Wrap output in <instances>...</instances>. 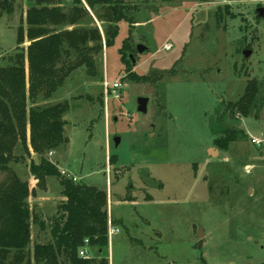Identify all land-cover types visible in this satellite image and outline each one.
<instances>
[{"label":"rangeland","instance_id":"obj_1","mask_svg":"<svg viewBox=\"0 0 264 264\" xmlns=\"http://www.w3.org/2000/svg\"><path fill=\"white\" fill-rule=\"evenodd\" d=\"M127 1L139 8L137 22L121 21L115 42L104 44L101 78L79 68L51 100L70 102L69 143L49 156L77 181L107 190L116 229L104 250L109 264H264V0ZM14 5L0 12V64L15 52L29 2ZM105 78L124 85L108 101ZM250 79L259 82L258 106L252 116L232 115L227 103ZM140 96L150 98L146 113ZM231 126L246 136L219 146L215 138ZM14 167L28 176L26 164ZM32 185L35 195L61 191L56 177ZM41 201L30 196L47 218L60 199ZM47 235L33 223L31 247ZM92 255L101 256L94 247Z\"/></svg>","mask_w":264,"mask_h":264},{"label":"trees","instance_id":"obj_2","mask_svg":"<svg viewBox=\"0 0 264 264\" xmlns=\"http://www.w3.org/2000/svg\"><path fill=\"white\" fill-rule=\"evenodd\" d=\"M28 2L15 52L8 55L7 64H0V264H109L104 253L109 246L108 192L64 175L49 156L69 143L64 115L70 102L51 100L79 68L101 78L99 54L104 44L108 48L115 42L121 21L130 26L137 22L139 8L127 0ZM14 9V0H0V12ZM129 39L128 35L120 48L124 58ZM259 90L258 80L250 79L242 97L228 102L227 110L252 116ZM100 101L104 102L103 94ZM221 130L215 138L219 146L246 136L232 126ZM17 164L28 166L27 177L16 171ZM31 176L38 185L56 177L66 197L47 218L30 204V196L36 194L35 187L30 188ZM33 223L48 227V237L31 247ZM93 247L100 257L92 255ZM81 249L91 256L80 255Z\"/></svg>","mask_w":264,"mask_h":264},{"label":"built area","instance_id":"obj_3","mask_svg":"<svg viewBox=\"0 0 264 264\" xmlns=\"http://www.w3.org/2000/svg\"><path fill=\"white\" fill-rule=\"evenodd\" d=\"M123 86H124L123 82H121L120 78H116V79H114L112 81H109L108 79L105 78L104 81H103V87H104L106 100H107V97H108L109 90H111L112 92H115L116 93L115 96H119L118 90H120ZM253 141L257 142V143L260 142L256 137H253ZM62 173L66 174L65 171H62ZM66 175L69 176V177H72L73 179L76 180V177L70 175V173H68ZM37 180L38 179H36V181ZM115 232H116L115 226L113 225L111 217L109 216V225H108L109 240L112 239V237L115 234ZM80 255H82L84 257H90L91 256L86 249H81L80 250Z\"/></svg>","mask_w":264,"mask_h":264},{"label":"water","instance_id":"obj_4","mask_svg":"<svg viewBox=\"0 0 264 264\" xmlns=\"http://www.w3.org/2000/svg\"><path fill=\"white\" fill-rule=\"evenodd\" d=\"M258 12H259V15L262 16L264 14V7L258 8ZM137 48L139 49L140 52H143L146 49V45L144 46L143 44H138ZM249 53H250V50H246L244 52L245 56H248ZM129 57L131 58L132 62L135 63L136 58H135L134 54L131 53ZM149 100H150V98L148 96L138 97V108L143 113L147 112ZM66 117H67V115L64 116V119H66ZM114 140H115V144L118 145L119 142L121 141V136H115ZM209 152L214 156L216 153L219 152V149L216 147H212L209 149ZM201 230H202V227H200L199 236L201 235Z\"/></svg>","mask_w":264,"mask_h":264},{"label":"crops","instance_id":"obj_5","mask_svg":"<svg viewBox=\"0 0 264 264\" xmlns=\"http://www.w3.org/2000/svg\"><path fill=\"white\" fill-rule=\"evenodd\" d=\"M98 22V21H97ZM98 24H99V22H98ZM100 25V24H99ZM26 42L29 44V40L27 39L26 40ZM27 44V45H28ZM32 178H31V180H32V183H33V187L34 186H37L38 185V181H36V178H34L33 176H31ZM31 180H30V182H31ZM34 196V202H38V205L40 206V205H42L43 203H42V199H46V198H48V199H55V200H59L60 199V201L61 200H66V197L65 196H63V195H61L60 193H59V196H55V198H54V196H52L51 197V195L50 196H44V195H42V194H38V195H32V197ZM52 201H54V200H52ZM54 204V203H53ZM57 205H54V211H56V209H57V207H56Z\"/></svg>","mask_w":264,"mask_h":264}]
</instances>
